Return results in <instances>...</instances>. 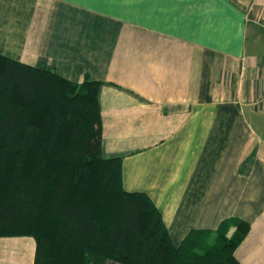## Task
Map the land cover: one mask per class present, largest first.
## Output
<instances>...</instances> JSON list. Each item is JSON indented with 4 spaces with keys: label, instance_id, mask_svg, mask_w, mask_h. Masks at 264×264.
<instances>
[{
    "label": "crops",
    "instance_id": "crops-1",
    "mask_svg": "<svg viewBox=\"0 0 264 264\" xmlns=\"http://www.w3.org/2000/svg\"><path fill=\"white\" fill-rule=\"evenodd\" d=\"M262 22L264 0H0V54L101 82L124 189L151 198L176 245L246 220L235 257L264 264ZM35 253L32 236H0V264Z\"/></svg>",
    "mask_w": 264,
    "mask_h": 264
},
{
    "label": "trees",
    "instance_id": "trees-1",
    "mask_svg": "<svg viewBox=\"0 0 264 264\" xmlns=\"http://www.w3.org/2000/svg\"><path fill=\"white\" fill-rule=\"evenodd\" d=\"M101 84L0 54V236H32L34 264H241L246 220L176 245L151 198L124 189L121 157L103 155Z\"/></svg>",
    "mask_w": 264,
    "mask_h": 264
},
{
    "label": "built area",
    "instance_id": "built-area-1",
    "mask_svg": "<svg viewBox=\"0 0 264 264\" xmlns=\"http://www.w3.org/2000/svg\"><path fill=\"white\" fill-rule=\"evenodd\" d=\"M262 24H263V26H264V22H262ZM263 98H264V96H263Z\"/></svg>",
    "mask_w": 264,
    "mask_h": 264
}]
</instances>
